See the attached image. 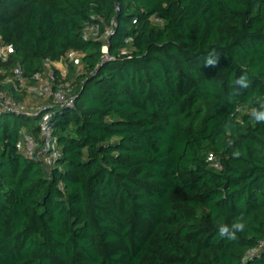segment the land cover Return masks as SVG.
I'll use <instances>...</instances> for the list:
<instances>
[{
	"label": "trees",
	"instance_id": "16d2710c",
	"mask_svg": "<svg viewBox=\"0 0 264 264\" xmlns=\"http://www.w3.org/2000/svg\"><path fill=\"white\" fill-rule=\"evenodd\" d=\"M49 84L76 98L50 110L53 166L26 157L45 113L0 116V264H244L264 239V0H0V92L43 109Z\"/></svg>",
	"mask_w": 264,
	"mask_h": 264
},
{
	"label": "built area",
	"instance_id": "2783aa9c",
	"mask_svg": "<svg viewBox=\"0 0 264 264\" xmlns=\"http://www.w3.org/2000/svg\"><path fill=\"white\" fill-rule=\"evenodd\" d=\"M89 31L97 36L99 29L97 26L89 27ZM113 34L112 30H108L105 33V38H109ZM104 60H111L112 58L108 54V47H104ZM21 71H16L18 77L21 76ZM52 82L56 81L53 74L49 75ZM41 94L44 98L51 101V107H45L43 109L31 108L29 110L23 109L14 100L6 96L4 92H0V116L6 113H12L17 115L33 116L40 113L46 115L39 124L41 135L43 138L42 149L39 150V143L33 137H26L27 153L26 157L34 158L36 160H42L46 165L53 166L61 157V153L53 146V127L51 124L52 113L51 109L53 106L62 107H74L76 98L73 96V87L66 85H59L57 87L54 84L46 85L42 88ZM209 162L215 169H221L220 163L215 157L211 156ZM264 251V239H262L254 248L249 250L242 259V263H247L254 258L258 257L259 254Z\"/></svg>",
	"mask_w": 264,
	"mask_h": 264
},
{
	"label": "clouds",
	"instance_id": "9594fccd",
	"mask_svg": "<svg viewBox=\"0 0 264 264\" xmlns=\"http://www.w3.org/2000/svg\"><path fill=\"white\" fill-rule=\"evenodd\" d=\"M221 53L216 48H209L206 55L201 60L204 67L215 68L219 65ZM251 86V81L247 73H241L232 83V90L229 93L228 99L231 102L235 98L239 97L242 92ZM257 106L250 109V117L257 124H264V102H256ZM227 128H231V124L226 125ZM234 157H239L241 153L234 151L232 153ZM246 228V220L243 214L237 216L235 220L230 224L219 223L217 227V234L222 239L234 240L237 233L243 232Z\"/></svg>",
	"mask_w": 264,
	"mask_h": 264
},
{
	"label": "rangeland",
	"instance_id": "374dc122",
	"mask_svg": "<svg viewBox=\"0 0 264 264\" xmlns=\"http://www.w3.org/2000/svg\"><path fill=\"white\" fill-rule=\"evenodd\" d=\"M58 68L60 69V70H63V71H67V67L65 66V64L63 65V64H60V65H58ZM38 88L36 87L35 89H32L31 91H30V93L32 94H30V96H32L31 98H32V100L34 101V102H32L31 101V98L29 97H27V99H26V102H25V104L28 106V105H30L31 103L32 104H36V102H40V100L39 99H35V97H37L38 96ZM34 96V97H33Z\"/></svg>",
	"mask_w": 264,
	"mask_h": 264
}]
</instances>
